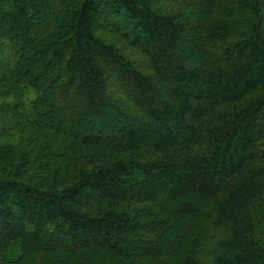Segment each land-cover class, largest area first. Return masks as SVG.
I'll return each instance as SVG.
<instances>
[{"label":"trees","instance_id":"obj_1","mask_svg":"<svg viewBox=\"0 0 264 264\" xmlns=\"http://www.w3.org/2000/svg\"><path fill=\"white\" fill-rule=\"evenodd\" d=\"M0 100V264H264V0H0Z\"/></svg>","mask_w":264,"mask_h":264},{"label":"rangeland","instance_id":"obj_2","mask_svg":"<svg viewBox=\"0 0 264 264\" xmlns=\"http://www.w3.org/2000/svg\"><path fill=\"white\" fill-rule=\"evenodd\" d=\"M110 39V38H109ZM44 62V61H43ZM43 63H40L36 66V69L38 67H42ZM30 90H27V95H30ZM1 101V100H0ZM58 118V114L52 113L51 116H49L46 121L53 123ZM120 118L118 115H114V113L111 112V115L108 119H99L93 116H85V121H83L81 124H79L76 127L72 128V133H75L76 135H79L83 132H90V131H99V132H109L112 131L115 122L118 121ZM6 144H16V140L10 138L2 139L0 140V145H6ZM201 224V221L198 222L199 226ZM170 233H173V230H170ZM20 254L18 248L16 246H10L7 251L6 255L12 258L18 257ZM44 262L43 254L40 253H30L27 255L25 260L22 264H42Z\"/></svg>","mask_w":264,"mask_h":264}]
</instances>
